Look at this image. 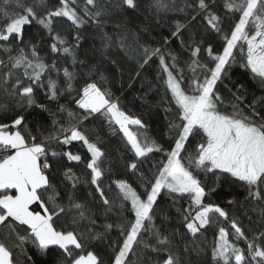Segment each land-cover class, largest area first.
Returning <instances> with one entry per match:
<instances>
[{
	"label": "snow or ice",
	"instance_id": "1",
	"mask_svg": "<svg viewBox=\"0 0 264 264\" xmlns=\"http://www.w3.org/2000/svg\"><path fill=\"white\" fill-rule=\"evenodd\" d=\"M2 2L7 4L10 0ZM12 2L19 11L9 12L0 8V49L8 54L7 61L0 59V67L8 69L0 81V91L9 100L14 101L11 105L0 104V113L11 111L15 116L10 124H0V234L3 235V239H0V264H13L12 248L21 247L27 240L40 251L50 246L63 250L65 258L60 264H65V261L70 264H103L94 251H86L85 243L104 239L103 233L89 237L83 233L78 234L75 229L63 231L54 227L53 218L66 215L70 216L71 225L78 226L85 220L95 225L96 221L91 218V210L76 199L74 190L80 178L70 168L65 169L63 173L66 180L72 181V188L66 193L68 202H59L65 198V194L58 191L57 184L53 183L56 176L49 160L63 155L70 162H82V157L71 152L58 153L51 149L52 144L67 146L73 142H83L91 154V159L86 165L91 174L90 183L95 186V192L99 194L102 204L107 206L105 212L112 211L113 206L119 207L121 211L128 210L124 202H130L129 211L133 219L128 222L129 226L125 228L122 224L117 225L120 228V237L116 241L107 242L113 248L119 249L115 252L111 264H127L126 258L137 244L154 253L167 252V258L162 264H180L179 256L167 247L171 243L170 237L164 235L154 223L156 204L162 190H167L166 194L169 196L179 194L181 197L186 195L190 198V206L185 210L183 219L187 231L193 235L214 224V215L225 221L229 220L228 213L219 205L204 203L205 197L215 189L206 191L203 182L198 178L200 173L205 176L211 173L215 176L217 185L222 180L230 183L241 182L248 192L246 199L264 200V96L254 97L250 104H244L245 98L239 94L246 91L242 84L236 85L235 92L225 85L232 96L230 101L217 91V84L222 82L227 67L238 62L234 54V49L237 48L241 51V66L250 70L253 78L264 88V0H224V7L229 12L239 13V19L229 31L223 33L224 45L221 52L213 56L212 46L209 45L208 55L210 62L214 64L213 67L200 63V44L195 47H192L191 43L188 45L192 57L188 68L192 71V77L187 81V88L182 86L185 83L184 69L177 68L178 58L175 55H171L173 63L169 65L160 48L140 46L142 63L138 64L137 75L152 58L159 56L160 69L166 74L163 84L166 91L171 93V101L176 105L180 121H172L169 124L170 129H178V135L174 138V145L166 152L147 135L146 126L140 119L129 117L120 109L119 100L113 101L109 90H102L95 80L85 83L79 90L73 85V81L80 75L76 71V65L88 67L84 61L77 59L76 48L81 39L79 29L89 21L102 29V17L109 13L110 5H100L98 0H85L84 6L80 7L77 0H59V7L47 10L44 15H37L35 9L46 8L48 0H35L27 6L22 0ZM124 6L135 9L138 5L136 0H121L114 5L117 9ZM215 6L214 0H194L191 4L185 2L184 7L179 10L190 9L196 13L197 15L192 16L193 21L203 15L207 27L219 35L223 20L213 10ZM151 7L155 8L157 14L172 10L168 0H152ZM54 18H66L75 27V45L69 44L66 37L54 33ZM33 21L47 31L52 40L51 52L64 60L71 59V70L67 66L59 67V60L47 63L46 59L39 55L37 44L32 43L31 39L25 41L24 28L30 26ZM182 28L184 25L177 22L172 36H181ZM104 39L105 48H109L112 37L105 33ZM13 40L25 45L16 49V55H11L14 50ZM125 40V36H119L117 43L128 55ZM181 45L184 46L183 40ZM111 63L116 65L117 61L112 60ZM21 69L22 77L29 83L25 85L21 78H16L15 82L11 83L16 72ZM173 69H176V74ZM197 69L203 72L202 80ZM117 70H120L119 67ZM97 72V66L88 67L89 74L95 76ZM52 73L56 74L55 78ZM61 73L65 87H60L58 83ZM99 79L108 82L102 72H99ZM9 84L10 87L7 86ZM37 87L46 88L45 96L48 101L57 103L55 112L45 104H37ZM73 92L76 93L75 97L72 96ZM65 95L70 98L69 103L74 100L78 109L83 110L82 114L70 110L66 104L59 103ZM241 104H244V108H241ZM34 105L52 117L51 130L42 131V128H46L43 123L36 129L40 142H37L38 136L33 135L32 130L24 123V116L17 113L18 109L23 112ZM65 113L67 120L62 123L57 116ZM98 115L106 117L110 126H119L136 158H146L154 151L165 152L167 157L152 179H146L143 173L140 174L139 179L145 187L144 193H138L124 180L114 181L119 189V205L107 198L101 186L104 173L100 161L104 153L97 143L91 142L85 131L81 130L86 122L95 120ZM129 125L137 126L139 131H131ZM19 128H23V133L20 130H9ZM196 137H199V142L192 151H187V142ZM128 167L135 172L138 165L133 162ZM10 190H14L15 195L4 194ZM45 193L48 194L46 199ZM36 203L41 211L31 210V206ZM230 223L236 240L243 239L247 243V256L251 262L264 264V233L259 242L256 237L248 241L237 220L232 219ZM16 225L27 226L28 231L20 235L16 232ZM104 227L108 230L113 226L106 224ZM88 231L91 232L92 229L89 228ZM228 236V231L219 227L211 254L215 264H232L233 261L234 264H250L244 251L230 242ZM13 237L15 240L10 246L5 241L12 240ZM120 238L122 243H119ZM76 250H79V254H76Z\"/></svg>",
	"mask_w": 264,
	"mask_h": 264
},
{
	"label": "trees",
	"instance_id": "2",
	"mask_svg": "<svg viewBox=\"0 0 264 264\" xmlns=\"http://www.w3.org/2000/svg\"><path fill=\"white\" fill-rule=\"evenodd\" d=\"M22 2L27 6L33 4L35 0H22ZM77 2L80 7L85 4V0H77ZM120 2L121 0H98L100 5L108 4L111 6L109 13L102 17L103 28H97L89 21L79 29L81 39L76 48L77 59L84 61V64L88 67L97 66L99 72L104 74L108 82L105 83L99 79V72L93 76L88 73V67L77 64L76 71L80 75L76 81H73V85L79 90L85 83L95 80L102 90H109L112 100H119L120 109L129 117L140 119L146 126L147 135L158 145H161L166 152L174 145V138L178 135V129H170L169 124L172 121L176 123H180V121L176 105L171 101V93L166 91L163 84L166 74L160 69L159 56L152 58L137 75L138 64L142 63V48L140 46L160 48L165 56L166 63L169 65L173 63L171 55H175L178 58L177 68L184 69L185 83L182 86L187 88V81L192 77V71L188 68V64L192 59L191 49L188 45L191 43V46L195 47L200 44L201 50L198 53L200 63L213 67L214 64L210 62L208 55V47L209 45L212 46L213 56L222 51L224 45L222 35L238 21L239 13L229 12L224 7V0H214L216 6L213 10L223 20L221 34L218 35L214 30L207 27L203 15L198 16L193 21L192 16L197 15L196 13L190 9L179 10L184 7L185 2L191 4L194 3V0H168L172 10L167 13L160 12L159 14H157L154 7H151L152 0H136L138 6L135 9L127 8V6L120 9L115 8L114 5ZM59 6V0H48L46 8H36L35 11L37 15H44L47 10H53ZM88 7L91 8L92 6ZM0 8L7 9L9 12L19 11L12 0L7 4L0 0ZM177 22L184 25V28L181 29V36L173 37L172 32L176 30ZM53 31L59 33L62 37H66L69 44L75 45L77 43L74 39L77 30L66 18H54ZM105 33L112 37L109 48L104 46ZM24 35L25 41L31 39L32 43L37 44L39 55L45 58L47 63L51 64L53 60H59V67L67 66L71 70V59L64 60L51 52L52 40L47 31L36 21H33L30 26H25ZM119 36L126 37L125 43L128 55L125 54L124 49L118 46L117 38ZM166 39L167 43H165ZM181 40L184 41V46L181 45ZM201 41H203L202 44ZM24 46L13 40L12 48L14 50L11 55H16V49ZM234 54L238 62L231 63L227 67L222 82L217 84V91L226 100L230 101L232 96L225 85L235 92L236 85L242 84L246 91L239 94L244 96V104H250L254 97L264 96V88L261 87L258 80L253 78L250 70L245 69L239 63L241 58L239 48L234 49ZM0 59L8 60V54L3 53L2 49H0ZM112 60H116L117 64H112ZM118 67L120 70H117ZM6 71H8L7 68L0 67V81H2L3 74ZM173 72L176 74V69H173ZM197 72L202 80L203 72L199 69H197ZM52 76L55 78L56 74L52 73ZM16 78L23 79L25 85L29 83L27 79L22 77V69L16 72V76L12 78L11 83H14ZM44 81L46 84L47 76L44 77ZM58 83L60 87L66 86L62 73ZM7 86L10 87V84ZM45 91L46 88L37 87L35 89L36 102L37 104L47 105L52 112H55L58 105L56 102L48 101ZM72 96L75 97L76 93L73 92ZM69 100L70 98L65 95L59 103L66 104L70 110L82 114L83 110L78 109L74 100L71 103H69ZM13 103L14 101L9 100L0 91V104L11 105ZM244 104H241V108H244ZM228 110L231 111V109ZM245 112H247V109H245ZM17 113L24 116V123L32 130L33 135L38 136L36 129L41 123L46 126V128L41 129L42 131L47 132L52 128V117L49 116L48 112L42 111L35 105L23 112L18 109ZM13 119H15V116L12 115L11 111L0 113V124H10ZM57 119L62 123L65 122L67 113L58 115ZM129 128L133 132L139 131L137 126L134 125H129ZM9 130H20L23 133V128ZM81 130L85 131L89 140L97 143V146L104 153L100 161V167L104 173L101 186L104 188L107 198L110 201H115L116 205H119L121 200L118 198L119 189L114 181L124 180L135 188L138 193H144L145 187L139 179L140 174L143 173L146 179H152L158 169L162 167V162L167 159L165 152L158 151L150 153L146 158H136L130 150L123 133L119 130V126H110L106 117L102 115H98L95 120L90 119L83 125ZM37 142H40L39 136ZM198 142L199 137L190 138L187 142V151H192ZM50 147L61 154L71 152L82 157V162H70L63 155L50 159L49 162L53 166L52 171L56 176L53 183L57 184L58 191L65 194V198L59 202L67 204L66 193L72 188V181L66 180L63 173L65 169H72L75 175L80 178L74 190L76 199L83 202L91 210V218L96 221L95 225L85 220L76 226L71 225V218L66 215L59 218L54 217V227L63 231L75 229L78 234L83 233L89 237L96 233H103L104 239L85 242L86 251H94L103 261V264H111L115 252H118L119 249L113 248L107 242L116 241L120 237V228L117 225L122 224L125 228L129 226L128 222L133 219V215L129 211L131 208L130 202H124L128 210L121 211L119 207L113 206L112 211L105 212L107 206L102 204L99 194L95 192V186L90 183L91 174L86 165L91 159V154L82 141L73 142L67 146L52 144ZM184 155L186 156L187 152ZM133 162L138 165L135 172L128 167ZM198 178L203 182L206 191L210 188L215 189L205 197L204 203L219 205L228 213L229 220L225 221L223 218H219L218 215H214V224L206 226L199 233L193 235L187 231L183 219L185 210L190 206V198L186 195L181 197L179 194L169 196L166 194L167 190H162L156 204L154 223L164 235L170 237L171 243L167 247L179 256L180 264H215L211 254L217 241L219 227H224L229 233V241L240 247L250 264H254L247 256V243L243 239L236 240L230 222L232 219L237 220L238 226L244 231L247 240L251 241L253 237H256L257 242H259V238L264 233V200L246 199L248 192L241 182L230 183L222 180L217 185L216 178L211 173L207 176L200 173ZM148 187L150 188V185ZM9 193L13 194L14 190L4 194ZM44 195L46 199L48 194L45 193ZM229 201H232V203H229ZM31 210L41 211L38 203L33 204ZM194 214L195 209L192 211V215ZM106 224H111L113 227L106 230L104 227ZM89 228L92 229L91 232L88 231ZM26 231H28L27 226L16 225V232L20 235H24ZM0 239H3L2 234H0ZM13 240H15V237L5 242L11 246ZM119 243H122V238L119 239ZM12 252L13 264H60L65 258L63 250L57 246H50L48 249L40 251L30 240L25 241L21 247H13ZM76 254H79V250H76ZM167 255L168 253L164 251L154 253L151 250H145L137 244L126 260L127 264H157V262L162 264ZM65 264H70V262L65 261ZM232 264H234V261Z\"/></svg>",
	"mask_w": 264,
	"mask_h": 264
},
{
	"label": "crops",
	"instance_id": "3",
	"mask_svg": "<svg viewBox=\"0 0 264 264\" xmlns=\"http://www.w3.org/2000/svg\"><path fill=\"white\" fill-rule=\"evenodd\" d=\"M12 195H15V192Z\"/></svg>",
	"mask_w": 264,
	"mask_h": 264
},
{
	"label": "rangeland",
	"instance_id": "4",
	"mask_svg": "<svg viewBox=\"0 0 264 264\" xmlns=\"http://www.w3.org/2000/svg\"><path fill=\"white\" fill-rule=\"evenodd\" d=\"M13 131H16V130H13ZM9 194H11V193H9Z\"/></svg>",
	"mask_w": 264,
	"mask_h": 264
}]
</instances>
